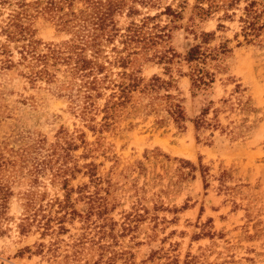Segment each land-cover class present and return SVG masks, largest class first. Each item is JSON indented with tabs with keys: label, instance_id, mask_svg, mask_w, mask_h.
<instances>
[{
	"label": "rangeland",
	"instance_id": "374dc122",
	"mask_svg": "<svg viewBox=\"0 0 264 264\" xmlns=\"http://www.w3.org/2000/svg\"><path fill=\"white\" fill-rule=\"evenodd\" d=\"M195 3L196 0H161V8L149 10L153 15L169 5L178 12V16L164 13L157 19L161 25L167 24L165 32L169 36L153 48H171L181 55L190 45L199 42V38L194 39L185 30ZM235 12L232 20L220 22L225 28L217 27V18L222 12L199 21L195 28L196 32L215 33L210 46L225 43L230 49L212 62L217 65L210 67L215 73L211 88L193 90L187 75L189 68L178 57L173 58L168 73L163 64L142 65L146 78L154 74L167 78L171 73L177 79L188 118L184 130L177 128L164 110L144 108L143 103L148 102L144 98L137 100L136 112L130 110L132 114L119 118L113 128L93 133L75 115L61 87L66 79L64 67L50 83L43 80L31 83L16 70L0 68V144L25 149L23 152L28 154L30 163H35L47 149L51 150L59 130L74 135L82 130L92 142L88 145L92 148L89 155L82 157L86 150L79 147L73 156L79 165L95 162L97 175L111 184L110 197L118 204L111 214L117 221L114 235L122 250L133 254L132 258L129 254L121 256L115 264H170L172 258L177 264L188 261L190 264H264V32L260 43L245 42L238 21L242 11ZM36 26V35L44 42L67 38L42 18ZM179 70L185 74L179 75ZM103 102L104 99L98 100L99 104ZM207 105L211 107L208 116L212 117L211 110L215 109L219 125L196 132L191 120ZM98 135L101 138L96 144ZM40 139L43 148H37ZM181 159L193 162L196 169L189 172L191 166L180 163ZM30 163L22 173L31 168ZM57 165L50 163V166ZM83 171L86 168L71 184L76 187L88 183L93 190L90 177ZM50 172L46 169L39 177L45 185L39 187L45 194L43 203L63 196L60 184L50 181ZM204 178L207 187H204ZM24 187L13 186L16 192ZM156 201L168 208L183 205L186 208L176 213L158 209L155 227L152 213H148L133 231L120 236L126 213L143 214ZM77 208L84 211L86 205L79 203ZM22 210L21 200L14 196L8 210L11 218L3 223L4 232L0 235V264H92L100 260L102 251L88 243L82 256L74 257L77 247L72 242L84 232L77 218L73 224H66L69 231L60 236L63 241L59 243L56 257L45 254L46 248L42 254L36 253L39 242L48 245L52 238L42 237L35 227L27 234H20L17 223ZM174 217V222H170ZM86 233L87 237L99 236L91 227ZM120 247L115 249L121 252ZM151 251H155V258L144 262ZM102 258L98 263L106 264L107 255Z\"/></svg>",
	"mask_w": 264,
	"mask_h": 264
},
{
	"label": "trees",
	"instance_id": "16d2710c",
	"mask_svg": "<svg viewBox=\"0 0 264 264\" xmlns=\"http://www.w3.org/2000/svg\"><path fill=\"white\" fill-rule=\"evenodd\" d=\"M241 3L244 4L242 7ZM159 8L161 0H0V68L16 70L31 83L39 80L50 83L56 79V72L64 67L66 79L61 87L70 99L75 115L93 133L113 128L119 118L132 114L130 110L136 112L137 100L144 98L148 99L143 103L144 108L164 110L177 128L184 130L188 118L177 79L171 73L167 78L155 74L146 78L142 74V65L149 62L163 64L168 73L173 58L178 57L189 68L187 75L193 90L198 92L211 88L215 73L210 67L217 65L212 62L218 60L220 53L230 49L225 43L210 46L215 33L204 30L196 32L198 22L222 12L217 18V27L225 28L220 22L232 20L236 16L235 11L241 10L238 21L244 41L260 43L264 32V0H196L185 30L193 34L194 39L199 38V42L190 45L181 55L171 48H153L169 36L165 32L167 24L161 25L157 19L164 13L178 16V12L169 5L163 11L149 14V10ZM39 18L51 22L56 31L66 34L67 38L58 42L42 41L36 35ZM179 72V75L185 74L181 70ZM99 99H104V102L99 104ZM210 109L209 105L202 107L191 120L196 132L219 125L215 109L211 110L213 116H208ZM79 131L78 135H74L59 130L51 150L47 149L48 152L35 163H30L28 154L23 152L25 149L0 144V235L4 232L3 223L11 218L8 215L10 201L16 196L21 200L23 209L17 223L20 234H27L35 227L42 237L50 235L52 238L48 245L39 242L36 253L42 254L46 248L45 254L56 257L59 243L63 241L60 236L69 231L66 224H73L77 218L82 222L84 232L72 242L77 247L74 257H81L88 243L90 247L96 246L102 251L99 261L107 255L106 264H115L121 256L129 254L132 258L133 254L122 250L114 235L117 221L111 214L118 204L113 196L110 197L111 184L97 175L95 162L79 165L73 156V151L79 147L86 150L82 157L92 152L88 146L92 142L88 141L84 131ZM100 138V135L96 136V144ZM40 142L43 140H38L37 148H43ZM99 149L97 146L96 150ZM179 161L191 166V173L196 169L189 160ZM51 162L58 165L50 166ZM29 163L31 168L22 173ZM83 168H86L83 174L90 177L93 190L88 183L76 187L71 184ZM46 169L51 171L50 181L60 184L63 196H55L50 202L43 203L45 194L39 187L45 185L39 177L44 175ZM103 183H107L106 186ZM16 184L25 187L16 192L13 188ZM207 186L204 178V187ZM102 190L104 194H101ZM79 203L86 205L84 211L77 208ZM185 208L184 205L168 208L161 201L159 204L156 201L151 210L145 208L143 214L128 212L121 223L120 236L133 231L139 221L147 218L148 213H152L151 220L155 227L158 209L176 213ZM175 218L170 222H174ZM162 220L167 221L164 217ZM90 227L98 237H87L86 231ZM116 246L120 247L121 252L115 249ZM155 251H151L143 261L154 259ZM76 253L80 256H75ZM99 261L92 264H99ZM170 264H177V260L172 258Z\"/></svg>",
	"mask_w": 264,
	"mask_h": 264
}]
</instances>
